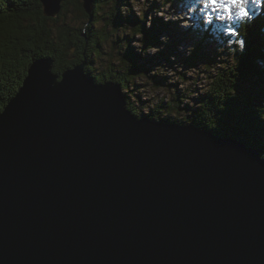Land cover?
<instances>
[{
  "label": "water",
  "instance_id": "95a60500",
  "mask_svg": "<svg viewBox=\"0 0 264 264\" xmlns=\"http://www.w3.org/2000/svg\"><path fill=\"white\" fill-rule=\"evenodd\" d=\"M86 65L33 61L0 113V264H264L259 151L138 117Z\"/></svg>",
  "mask_w": 264,
  "mask_h": 264
},
{
  "label": "trees",
  "instance_id": "16d2710c",
  "mask_svg": "<svg viewBox=\"0 0 264 264\" xmlns=\"http://www.w3.org/2000/svg\"><path fill=\"white\" fill-rule=\"evenodd\" d=\"M259 12L251 21L231 22L238 33L231 37L232 43L222 33L227 21L184 32L196 40L189 54L177 62L159 39L163 30H170L167 23L154 19L149 28L147 13L132 15L130 0H93L91 13L80 0H68L57 18L44 16L40 0H0V113L17 95L33 61L52 58L54 73L60 76L86 61V72L97 83L122 86L128 109L138 117L193 123L218 136L244 141L264 159V7ZM212 40L221 43L216 51L209 50ZM134 41L141 52L132 45ZM239 41H244L243 47ZM153 49L158 54L144 59L143 54ZM159 62L177 64L183 82L205 67L202 73L208 75L210 85L197 92L190 101L193 105L186 103L191 96L176 91L171 100L163 98L154 108L149 106V114L141 115L133 102V95L140 97L135 92L137 82L145 79L158 89L168 83L162 73H152Z\"/></svg>",
  "mask_w": 264,
  "mask_h": 264
},
{
  "label": "rangeland",
  "instance_id": "374dc122",
  "mask_svg": "<svg viewBox=\"0 0 264 264\" xmlns=\"http://www.w3.org/2000/svg\"><path fill=\"white\" fill-rule=\"evenodd\" d=\"M80 1L83 2V0ZM130 5L132 15L134 16L139 17L140 14L147 13V26L149 28L151 27L149 22H153L154 19H157V22L159 23H161L162 20L163 23H167L166 26L169 27L170 30H163L160 33L159 39L167 44L168 49L165 50L167 53L171 56H174L175 54L176 58L172 57V61L176 60L178 62L180 57L187 56L189 54L196 39L193 35H185L184 32L189 31L190 33L192 32V28H201V24H203L201 16L198 13L193 14L190 11L189 0H130ZM154 6H161L162 10H156V7ZM70 9L71 11H74L73 6H71ZM190 16L191 19H189ZM127 32L130 33L129 35H132L133 33L131 30H127ZM222 33L225 35L224 29ZM232 41H234V39L230 38L231 43ZM220 44L221 43L214 40L210 41L208 44L209 50L216 51ZM132 45L135 46L139 52H141L139 43L134 41L132 42ZM157 54L158 49H153L148 52V55L143 54V58H152V56ZM177 66V64H175V66H170L168 63L163 64L162 62L154 65L152 73H156L157 71L162 73V76H166L168 78L167 85L162 87V89H158L151 83V81L145 79H141L137 82L135 92L136 95H139L140 97L137 98L133 95V102L137 104L141 115L149 114L150 109L154 108V104L159 102L161 99L168 98V100H171L175 96L176 91H180L181 95L187 94L191 96L192 98L186 99V103L193 105V101L192 103L190 101L196 98L198 95L197 92L206 90L209 87L210 79L208 78V75L204 72L202 73V71L205 70V67H202L200 71L188 75L187 80L183 82L179 79L180 71H177L179 69H175ZM176 86H178L177 89ZM175 114L174 116L176 117L177 115ZM179 114L184 116L183 118L186 117L184 112H179Z\"/></svg>",
  "mask_w": 264,
  "mask_h": 264
},
{
  "label": "snow or ice",
  "instance_id": "6c2138e0",
  "mask_svg": "<svg viewBox=\"0 0 264 264\" xmlns=\"http://www.w3.org/2000/svg\"><path fill=\"white\" fill-rule=\"evenodd\" d=\"M262 7L264 0H189L190 11L198 13L203 24L212 26L215 22H229L224 29L229 38L238 35L232 21H251L260 14L259 9ZM239 44L243 47L244 41H239Z\"/></svg>",
  "mask_w": 264,
  "mask_h": 264
},
{
  "label": "bare ground",
  "instance_id": "6f19581e",
  "mask_svg": "<svg viewBox=\"0 0 264 264\" xmlns=\"http://www.w3.org/2000/svg\"><path fill=\"white\" fill-rule=\"evenodd\" d=\"M163 81V80H162Z\"/></svg>",
  "mask_w": 264,
  "mask_h": 264
}]
</instances>
